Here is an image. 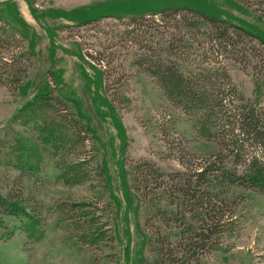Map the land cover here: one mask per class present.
Instances as JSON below:
<instances>
[{"label": "rangeland", "instance_id": "obj_1", "mask_svg": "<svg viewBox=\"0 0 264 264\" xmlns=\"http://www.w3.org/2000/svg\"><path fill=\"white\" fill-rule=\"evenodd\" d=\"M152 1L0 0V56L32 57L20 83L0 74V195L23 187L22 212L0 213V264L156 259L155 216L134 185L133 166L151 162L167 181L185 169L179 147L206 156L218 142L134 65V39L143 37L133 32V16L148 11L159 19ZM200 1L264 38L255 5ZM97 8L98 20L83 24L81 15ZM256 48L224 62L239 93L264 106V47ZM44 92L47 99L37 97ZM230 197L236 201L227 223L192 264H264V191L240 185ZM155 223L162 236L184 226Z\"/></svg>", "mask_w": 264, "mask_h": 264}, {"label": "trees", "instance_id": "obj_2", "mask_svg": "<svg viewBox=\"0 0 264 264\" xmlns=\"http://www.w3.org/2000/svg\"><path fill=\"white\" fill-rule=\"evenodd\" d=\"M193 1L154 0L152 4L160 6L155 11L161 14L159 19L147 18L148 11L133 16L138 23L133 32L143 37L134 39L140 44L134 65L161 86L175 108L218 142L217 151L206 156L179 147L185 169L173 172L167 181L164 171L151 162L133 166L134 185L155 216L151 227L159 248L149 264H192L233 212L232 188L241 185L264 191V106L239 93L224 62L236 54L247 58L257 49V42L264 47V38L211 12L202 1ZM239 1L255 5L264 17V0ZM101 9L83 13V24L98 20ZM26 61L32 57L1 55L0 74L7 71L18 84ZM39 96L47 99L48 92ZM22 192L17 183L11 188L12 196L0 195V213L22 212ZM164 201L167 204L162 206ZM157 220H180L184 226L162 236Z\"/></svg>", "mask_w": 264, "mask_h": 264}]
</instances>
